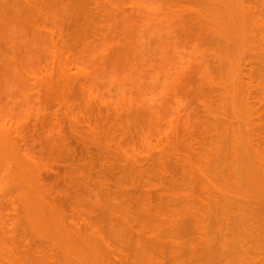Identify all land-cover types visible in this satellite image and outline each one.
I'll use <instances>...</instances> for the list:
<instances>
[{"label": "rangeland", "instance_id": "rangeland-1", "mask_svg": "<svg viewBox=\"0 0 264 264\" xmlns=\"http://www.w3.org/2000/svg\"><path fill=\"white\" fill-rule=\"evenodd\" d=\"M234 130L264 168V0H0V264H264Z\"/></svg>", "mask_w": 264, "mask_h": 264}, {"label": "bare ground", "instance_id": "bare-ground-1", "mask_svg": "<svg viewBox=\"0 0 264 264\" xmlns=\"http://www.w3.org/2000/svg\"><path fill=\"white\" fill-rule=\"evenodd\" d=\"M149 31V29L147 30V32ZM142 36V35H141ZM127 37V36H126ZM144 37V36H142ZM137 37H134L133 39L136 40ZM131 41V40H130ZM133 41V40H132ZM129 43V42H127ZM126 43V44H127ZM134 43V42H133ZM130 44V43H129ZM128 44V45H129ZM134 45V44H133ZM136 47V45L134 46ZM132 46L131 50L134 48ZM139 48V47H138ZM126 49H129L126 47ZM136 49V48H135ZM134 49V50H135ZM137 50V49H136ZM127 52V51H126ZM132 53V52H131ZM124 58V56H123ZM122 58V59H123ZM127 58V57H125ZM124 58V59H125ZM121 59V58H120ZM125 61V60H124ZM123 61V62H124ZM127 61V60H126ZM87 61H85L86 63ZM117 62V61H116ZM83 63V64H85ZM89 63V62H88ZM129 63H130V60H129ZM135 64V63H134ZM21 65V64H20ZM19 65V66H20ZM88 65V64H87ZM18 66V64H17ZM18 66V67H19ZM23 65H21L22 67ZM82 66H85V65H82ZM89 66V65H88ZM120 66V65H119ZM136 66V65H135ZM20 67V68H21ZM125 68V67H124ZM23 69V67H22ZM126 69V68H125ZM124 69V72L127 70ZM133 70V69H132ZM121 72V71H120ZM125 72V74H126ZM119 73V71H118ZM122 73V72H121ZM117 74V73H116ZM128 74H131L130 72ZM127 74V75H128ZM120 75V74H119ZM119 75H118V78H119ZM133 76L134 75H131V78L133 79ZM116 77V76H115ZM128 76L126 75H122L120 77V80H123L126 81V83L128 82L127 80L131 79V78H127ZM117 78V79H118ZM131 79V80H132ZM135 79V78H134ZM134 81V80H133ZM119 82V81H118ZM130 82V81H129ZM129 82L127 84H129ZM120 83V82H119ZM125 83V85H126ZM134 83V82H133ZM132 84V82L130 83ZM125 85H121L120 83V88L121 89H125L123 87H125ZM122 86V87H121ZM142 88V86H141ZM126 90V89H125ZM142 90V89H141ZM123 91V90H122ZM127 91V90H126ZM129 93V92H127ZM126 93V94H127ZM143 93V92H142ZM147 95V94H146ZM126 96V95H125ZM131 96V95H130ZM133 96V94H132ZM131 96V98H132ZM139 96H143L142 94L139 95ZM129 97V96H128ZM134 98V97H133ZM126 100V99H125ZM129 99H127L128 101ZM131 100V99H130ZM129 100V101H130ZM135 99H132L131 101L134 102ZM130 103V102H128ZM135 103V102H134ZM130 105H136V104H131ZM236 126V125H235ZM233 135L231 136L234 137L232 138L233 140H229L228 138V142H233V144H229V148H232V150H230L232 154H230L232 156V159H230V163H229V166H230V170H229V180L230 182L232 183V190H233V185L236 184V180L238 178H241V179H245L246 180V188L247 187H250L252 186L253 184H255V181L256 182H262L264 181V168L263 167H258V168H250L246 165V162L245 160H248V158L246 156H244V152L239 149V146L241 144V139L239 137V134H238V130H234V132H232ZM237 134V135H235ZM226 155V154H225ZM229 155V154H228ZM226 155V157L228 156ZM236 163H237V167H236ZM233 193V196H231L232 199L230 198H227L226 199V202L224 203V213L221 215L222 219L224 221V226H223V229H220L219 230V233L221 235V238H222V242L223 244L229 242L230 240H235L236 239V236L237 235H243V237L247 238V239H252L253 241L256 242V245H260L261 241H262V238L264 239V212L262 211L264 209V207L261 209V212H258V209H254L253 210H257V211H253L251 210L252 208L248 209L245 204L239 202V199H242L245 198L244 200H246L247 197H243L241 196L240 194L236 193L235 191H232ZM241 196V197H240ZM253 200V199H252ZM251 200V201H252ZM245 202V201H244ZM254 202V201H252ZM258 203V201H255ZM254 202V203H255ZM248 205V204H247ZM262 205H264L262 203ZM250 207V206H249ZM220 218V217H219ZM200 232L202 235L205 234V230L204 229H200ZM210 237V236H209ZM261 247V246H259ZM226 259V258H225ZM262 259L261 255H258L256 257H253L252 260H253V264H256V262H259L260 260ZM256 261V262H255Z\"/></svg>", "mask_w": 264, "mask_h": 264}]
</instances>
